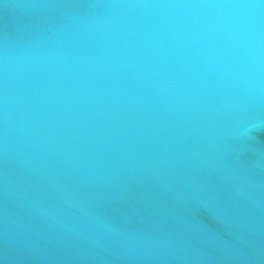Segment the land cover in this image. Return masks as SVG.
Segmentation results:
<instances>
[{"label": "water", "instance_id": "1", "mask_svg": "<svg viewBox=\"0 0 264 264\" xmlns=\"http://www.w3.org/2000/svg\"><path fill=\"white\" fill-rule=\"evenodd\" d=\"M0 264H264V0H0Z\"/></svg>", "mask_w": 264, "mask_h": 264}, {"label": "snow or ice", "instance_id": "2", "mask_svg": "<svg viewBox=\"0 0 264 264\" xmlns=\"http://www.w3.org/2000/svg\"><path fill=\"white\" fill-rule=\"evenodd\" d=\"M259 127H260L259 125H255V126H253L252 128H250V129L248 130V134H249V136L251 137V135H252L253 132L259 130Z\"/></svg>", "mask_w": 264, "mask_h": 264}]
</instances>
